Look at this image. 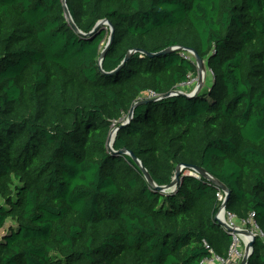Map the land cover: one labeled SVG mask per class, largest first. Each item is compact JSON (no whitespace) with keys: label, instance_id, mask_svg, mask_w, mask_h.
I'll return each instance as SVG.
<instances>
[{"label":"trees","instance_id":"obj_1","mask_svg":"<svg viewBox=\"0 0 264 264\" xmlns=\"http://www.w3.org/2000/svg\"><path fill=\"white\" fill-rule=\"evenodd\" d=\"M66 2L78 30L62 0H0V264L227 257L221 186L186 168L162 192L121 150L159 187L202 167L264 235V0ZM185 48L210 87L157 100L198 75ZM249 264H264L261 236Z\"/></svg>","mask_w":264,"mask_h":264},{"label":"water","instance_id":"obj_2","mask_svg":"<svg viewBox=\"0 0 264 264\" xmlns=\"http://www.w3.org/2000/svg\"><path fill=\"white\" fill-rule=\"evenodd\" d=\"M63 4H64V8H65V14H66V17L67 19L74 25L75 29L78 30V27L76 26V24L74 23V20L72 18V15H71V12L68 8V5H67V2L66 0H62ZM109 25L110 26V31H111V35L109 37V40H108V43L105 47V50L103 51V55L102 57L100 58V66H102L103 64V61H104V57H105V51L108 49V47L110 46V44L112 43V40L114 38V33H115V27L113 25H111L107 20H104V21H101L98 23L97 27L99 26H102V25ZM176 49H179L178 47H176ZM185 51H188L190 52L194 58H195V62L197 64V67H198V77H199V84L197 86V88L192 92V93H184V92H181L177 89H174L173 91H171L170 93L168 94H165V95H162V96H159L157 97L156 99L157 100H161V99H164V98H168V97H171V96H175V95H183L185 97H191V96H195L199 93L201 87H202V84L204 82V78H205V73H206V64H205V60L201 58V56L198 54V52L194 49H190V48H185L184 49ZM139 102H137L131 109V112L129 114V117H128V122H130L133 118V113L135 111V108L136 106L138 105ZM118 131H119V128L118 127H115L112 132L110 133V136H109V139H108V148L110 150H113V145H114V142H115V139H116V136L118 134ZM119 154H129L130 156H132V158L135 160V162L138 164V166L141 168V170L143 171L147 181L155 188H157L158 190L162 191V192H169L171 191L172 189L176 188L177 187V184L179 182V176L180 174L186 169V168H190L192 169L193 171H195L196 173L202 175V176H205L207 178H209L210 180L214 181L216 184H219V186H221V188L227 193V196H226V199L222 205V207L220 208L219 212L217 213L216 215V220L218 221L219 224H222L223 227L226 228V230H228L231 234L234 232L236 234H239V235H242V234H247L249 235V240L246 242V250H245V254H244V257L241 261V264H249V261H250V257L252 256L253 254V250H254V243L256 242L257 238L259 237V234H257L253 229H242V228H233L232 226H230L227 222H225L223 219H221L220 217V212H225L226 211V201L228 199V195L230 193V190L227 188V186H225L224 184L218 182L217 180H215L206 170H204L202 167H198V166H190V165H179L177 166L176 168V171H175V175H174V178H173V181L172 183L169 185V186H165V187H162V186H157L150 173L148 172V170L146 169V167L143 165V163L137 158L134 156V154H132L131 152L127 151V150H121L119 152Z\"/></svg>","mask_w":264,"mask_h":264},{"label":"built area","instance_id":"obj_3","mask_svg":"<svg viewBox=\"0 0 264 264\" xmlns=\"http://www.w3.org/2000/svg\"><path fill=\"white\" fill-rule=\"evenodd\" d=\"M191 54V53H190ZM192 55V54H191ZM191 55H188L189 57L192 58ZM193 79L191 78L188 82H186L187 84L191 85L193 84ZM184 83V84H186ZM184 84L183 85H180L182 87H184ZM179 86L176 88L178 89ZM150 96L152 97H155L156 94L151 92L150 93ZM220 196V199L222 200V202L224 203L225 199H226V196H227V193L224 191L223 194H219ZM224 213H227L226 211ZM230 217H231V220L236 218L235 215L231 214V213H227ZM225 221V220H224ZM253 221V220H251ZM250 221V222H251ZM227 222L230 226H232L233 228H241L239 225H237L236 223H234L233 221L231 222H228L227 220L225 221ZM254 222V221H253ZM241 223H246L245 221H242L241 220ZM255 224V223H254ZM225 228V227H224ZM258 228V226H257ZM226 229V228H225ZM259 229V228H258ZM232 236H233V243H232V246L229 250V254L227 257H222V256H219L217 254H215L213 251H211L212 255L206 259H204L201 264H241V261L244 257V250H242L240 248V245L241 243L244 241L243 237L239 234H236V233H232ZM259 236H261L263 239H264V235L262 234L261 231H259Z\"/></svg>","mask_w":264,"mask_h":264},{"label":"rangeland","instance_id":"obj_4","mask_svg":"<svg viewBox=\"0 0 264 264\" xmlns=\"http://www.w3.org/2000/svg\"><path fill=\"white\" fill-rule=\"evenodd\" d=\"M191 56H192V59L195 60L194 56L193 55H191ZM205 64H206V62H205ZM191 78L194 81L193 84L189 85L186 83V84H184V87L179 86V88L177 90L184 92V93H188V94L192 93L197 88V86L199 84V77L197 75L196 77H191ZM212 80H213V74L206 65L205 78H204V82L202 84V87H201L199 93H204L210 87ZM184 172L196 175V173H194L193 171H184ZM225 218L228 222L233 221L234 223L239 225L242 229H253L257 234H259V229L257 228V226L254 224L253 221H251L249 225L247 223L244 224V223H241V220H239L238 218H234L231 220V217L227 213H225ZM15 225H16V223L14 221L8 220L4 229L1 231V237L7 235L9 233V229L13 226L15 227ZM240 248L242 250H244V252H245L246 241H243L241 243Z\"/></svg>","mask_w":264,"mask_h":264},{"label":"bare ground","instance_id":"obj_5","mask_svg":"<svg viewBox=\"0 0 264 264\" xmlns=\"http://www.w3.org/2000/svg\"><path fill=\"white\" fill-rule=\"evenodd\" d=\"M220 217L223 219V220H225L226 221V218H225V213L222 211V212H220ZM242 237H243V239H244V241H248L249 240V235H247V234H242L241 235Z\"/></svg>","mask_w":264,"mask_h":264}]
</instances>
